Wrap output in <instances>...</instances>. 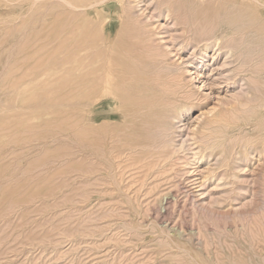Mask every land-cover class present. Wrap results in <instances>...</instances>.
Segmentation results:
<instances>
[{
	"label": "rangeland",
	"instance_id": "obj_1",
	"mask_svg": "<svg viewBox=\"0 0 264 264\" xmlns=\"http://www.w3.org/2000/svg\"><path fill=\"white\" fill-rule=\"evenodd\" d=\"M127 1L133 4L136 16H141L142 19L145 17L142 23H148L156 37L165 36L163 41L161 39L162 44L164 41L184 40L188 31L187 25H174L170 20L166 22L163 17L157 18V21L151 20L152 22L150 19L146 20L151 6L148 10L143 8L151 0H122L123 3ZM117 4L116 0H111L109 8L98 11L96 17L92 13L83 16L81 21L86 27L91 25L87 22L92 17L100 20L109 18L113 23V41L122 43L125 37L122 32L132 29L134 25L129 21L122 23L117 20ZM8 6L0 2V130H3L0 131V160L5 158L0 161V264H264L263 154H252L248 163L242 162L235 169L243 168L239 170V174L242 171L244 173L238 183L245 189L242 190L245 197H238L239 200L230 205L226 200L222 203L198 200L200 190L208 192L210 189H231L234 186L233 183V186L227 183L231 176L227 180L214 175L218 170L215 169L213 156L209 153L214 154L216 150L210 145L212 140L202 143L200 134L202 137L208 136L210 129L216 128L215 123L209 124V131L202 126L206 121L211 123L214 120V114L221 108L218 102L225 97L232 98L231 95L237 89L222 93L221 90L209 89L208 85L202 86L209 98L182 121L185 123L184 134L187 133V136L184 135L187 138L184 145L187 148L189 144V148H185L186 151L180 150L184 155L178 151L168 159L164 168L168 170L164 174L171 176L164 175L168 178L166 180L161 174L159 183L158 180L157 183L153 182L152 178L142 179L144 173L142 176L140 172L144 168L141 171L140 168L137 170L136 166L127 164L131 161L128 160L126 152L125 155L122 153L121 157L114 158L117 155L115 143H108L105 156L100 157L83 141L65 131L66 128L57 131L56 133H62H55V137L48 132L47 123L53 125L58 118H62L67 124L73 118L65 111V105L57 106L52 103L54 97H44L54 92V70L51 66L54 49L48 44L46 50H37L41 39L45 42L49 38L42 32L38 33L40 30L36 6L28 7L26 4L17 3ZM14 14L15 17H12ZM191 20L188 19V24L195 21ZM166 23L169 24L163 27ZM123 25L122 30L120 27ZM119 31L121 35L118 34ZM263 40L264 38L261 53L254 52L259 55H253L254 58H259L251 63L250 71L261 69L264 82ZM191 51L192 49L185 48L180 55L186 57ZM204 51L209 57L214 47ZM27 57L30 58L29 61H26ZM40 57L46 63L48 77L46 74L42 75L45 80L43 77L41 80L34 79L36 72L32 69V62ZM176 57L172 52L171 59L180 64L181 59ZM49 81L53 83L50 84ZM201 84L199 78L194 79L195 86ZM261 91H264V87ZM31 92H34L33 95ZM263 95L261 97L264 98ZM14 101H17L16 104ZM250 127L246 131L248 136L254 134ZM238 133H234V136ZM236 155L239 161V155ZM97 161L100 163L97 164ZM87 164L90 171L89 167H95L92 168L93 173L86 170ZM168 164H172L171 169ZM232 165L233 163H229L222 168L231 171ZM37 171L42 174L38 175ZM35 185L39 186L35 188ZM155 191L159 192L156 194Z\"/></svg>",
	"mask_w": 264,
	"mask_h": 264
},
{
	"label": "bare ground",
	"instance_id": "obj_2",
	"mask_svg": "<svg viewBox=\"0 0 264 264\" xmlns=\"http://www.w3.org/2000/svg\"><path fill=\"white\" fill-rule=\"evenodd\" d=\"M110 1L0 0L6 6L11 3L26 4L28 7L36 6L37 23L40 30L38 33L42 32L43 35H47L49 39L46 41H50L43 42L41 39L37 50L39 52L40 50H46L48 44L54 49V57L51 62L54 70V92L52 91V95L50 93L48 96L44 95V97H54L52 103L57 106L65 105V111L69 112L70 117L73 118L67 124L62 118H58L53 125L47 123L48 132L55 137L57 134L62 133H56L57 131L66 128L65 131L67 130L73 137L83 141L93 152L95 150L100 157L105 156L108 143H115L117 147L115 154L117 153V155L114 158L121 157L120 154L124 153L123 155H125L126 152L129 156L128 160L131 161H128L127 164L130 163L136 166L135 169L144 168L143 172H140L142 176V173L145 176L142 179L148 178L149 180L152 178L153 182L158 180L159 183L158 178L161 174H163L162 178H166V180L168 176H171L164 174L168 170L167 168L164 170L168 159L174 153L178 151L180 153L186 148L184 142L187 138L185 139L184 135L187 133L184 134L185 129L183 126L185 123L183 124L182 121L194 108L201 106L209 98L208 93L203 91L202 86L208 85L209 89L221 90L222 93L237 89L231 95L232 98L228 97L226 99L225 97V99L218 102V106H221V108L216 111V114L213 113L214 120L211 123L206 121L202 126L203 129L206 130L207 128L209 131V124L215 123L216 128L214 127V129H210L209 133L207 132L208 136H204L205 140L202 134L200 136L203 140L199 138L202 143L203 141L210 142L212 140L210 145H213V150H216V152L214 154L211 152L209 155L213 156V165L218 170L215 171L214 175L217 178L220 176L221 179L222 177L227 178V180L231 176L229 182L225 181V184L233 183L234 186L232 184L233 187H231L229 184L231 189L224 187L210 189L208 192H206L207 190H200V197L196 195L198 200L200 199L203 202L207 199L209 202L214 203H222L225 200L229 201V205L236 203L239 200L238 197L244 196L245 193L242 191L244 189L241 186L242 184L238 183L239 179L243 178L241 176L244 172L242 171L239 174V170L241 171L243 168L235 169H238L243 163H248L252 154H259V156L263 154L262 156H264V98L261 97L264 92L261 91V88L264 87L263 71L261 69L250 71L251 63L259 58H254V56H259L254 52L259 51L261 53L262 50L264 0H154L153 3L151 0L143 8L148 10L151 6V10H148L146 15L147 21L149 19L150 21H157V18L163 17L166 22L170 20L169 22L174 25L183 24L188 26V31L185 29L187 32L184 40L181 36L180 39L182 40L179 42L174 40L164 41L165 45L161 43V39L165 36L156 37V33L149 29V24L142 23L145 17L142 19L141 16L135 15L133 4L130 1L123 3L122 0H116L118 2L117 20L122 23L129 21L134 25V27H131L132 29H125L122 32L123 35L125 34L122 43L113 41V37H115V35L112 36L113 23L107 17L101 20L92 17L87 22L91 25L85 27L81 18L91 13L96 17L98 11L110 7ZM12 17H15V14ZM189 18L192 19L191 22L195 21L188 24ZM167 24L169 23L162 25L164 27ZM123 27L124 25L120 28L123 30ZM9 30L11 31V29ZM120 32L119 35H121ZM195 32L199 34L195 36L197 34ZM213 47L214 51L208 57L204 50ZM185 48L192 49L186 57L180 55V52H183ZM172 52L177 55L179 60L181 59L180 64L175 62L173 58L171 59ZM29 60L30 58L27 57L26 61ZM260 60L258 59V61ZM259 63L261 65V62ZM32 64L34 66L32 69L36 72L34 79L41 80L42 75L47 72L45 61L40 57L34 59ZM262 65L264 66V64ZM256 67H258L257 63ZM11 71L13 72V70ZM50 73L49 71V76ZM196 78L200 79L201 85H194V79ZM53 82L51 81V83ZM33 93L30 94L33 95ZM211 93L209 92V94ZM45 111L48 112V110ZM248 126L253 128L254 134L252 136L246 134ZM234 133L238 134L234 136ZM12 135L14 136V134ZM44 138L46 139L45 136ZM35 141L39 142V140ZM187 145V148H189V144ZM210 145L208 146L210 147ZM16 151L14 150V152ZM10 154L12 155V153ZM181 154L179 155L181 156ZM236 154L239 155V161ZM206 155L208 154L206 153ZM99 161L101 162L100 159ZM100 162L97 161V164ZM229 163H233L231 171L222 168L223 165L227 167ZM89 164L93 165L91 162ZM171 165L168 164L170 169ZM88 166L87 164L86 170ZM220 167L223 170H220ZM89 168L92 171L93 167ZM97 169L100 170V167ZM88 170L90 171V169ZM31 173L33 174V172ZM38 173L42 174L40 171H37ZM32 174L31 179L33 178ZM164 175H167V177H164ZM36 186L39 185H35V188ZM51 188L53 190V186ZM25 190L27 189L25 188ZM152 191L153 189L150 190V192ZM21 194H23V191ZM29 197H31L30 193ZM10 205L12 206V204ZM15 208L17 207L15 206Z\"/></svg>",
	"mask_w": 264,
	"mask_h": 264
}]
</instances>
